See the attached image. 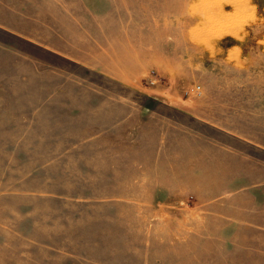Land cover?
Listing matches in <instances>:
<instances>
[{
	"label": "rangeland",
	"instance_id": "rangeland-1",
	"mask_svg": "<svg viewBox=\"0 0 264 264\" xmlns=\"http://www.w3.org/2000/svg\"><path fill=\"white\" fill-rule=\"evenodd\" d=\"M169 146L238 174L209 210L264 207V0H0V264H264V230L155 203Z\"/></svg>",
	"mask_w": 264,
	"mask_h": 264
},
{
	"label": "crops",
	"instance_id": "crops-1",
	"mask_svg": "<svg viewBox=\"0 0 264 264\" xmlns=\"http://www.w3.org/2000/svg\"><path fill=\"white\" fill-rule=\"evenodd\" d=\"M100 114L91 115L90 122H96L97 125L106 127L108 125L114 124L113 119H110L111 116L110 110L103 109L102 111L97 110ZM110 115V116H109ZM95 118L98 120L95 121ZM114 126V125H113ZM126 127V126H123ZM173 148L174 146H169ZM121 148H118L113 154V158L116 159L117 164H127L126 155L123 154ZM198 155L202 154L200 150L196 151ZM106 151H104V154ZM197 156V155H196ZM107 156L104 155V164H107ZM167 162L164 165L157 163L148 171L143 172L142 182L146 183L147 189L151 194V197L154 199L156 204H160L164 199H170L171 202L176 199L186 200L191 198L199 207H204V213H214L216 218H225L230 224V228L235 227L234 225L241 223L249 222L247 227L252 228V230H264V207H261L262 210L247 209L240 210L239 213H247L246 220L241 222H233L231 219V214L235 213L230 209L233 207L229 206H216L215 210L210 209V191L207 187V183H210L216 180L218 177L221 180H235L238 176L233 169H228L227 173H216L221 172L222 168H218L216 160H211L208 163L212 165V170L200 167L199 161L201 158H192L191 150L189 147H184L180 149H169L167 156ZM146 170L148 168H145ZM120 170V169H119ZM216 171V172H214ZM256 203V198L251 202V205ZM172 204H174L172 202ZM169 208H174L171 205ZM206 207V208H205ZM234 224V225H233Z\"/></svg>",
	"mask_w": 264,
	"mask_h": 264
}]
</instances>
